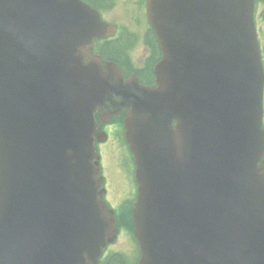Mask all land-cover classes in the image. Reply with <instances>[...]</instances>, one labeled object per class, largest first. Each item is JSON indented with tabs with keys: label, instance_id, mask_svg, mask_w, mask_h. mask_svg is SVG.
Returning a JSON list of instances; mask_svg holds the SVG:
<instances>
[{
	"label": "water",
	"instance_id": "water-1",
	"mask_svg": "<svg viewBox=\"0 0 264 264\" xmlns=\"http://www.w3.org/2000/svg\"><path fill=\"white\" fill-rule=\"evenodd\" d=\"M166 1L149 0L161 40L169 44L173 32L186 44L189 32L204 31L197 41H212L213 64L167 62L172 83L151 90L83 66L75 49L45 32L48 13L28 22L29 9L40 15L44 0H0V201L9 192L22 198L20 211L9 202L0 208V264H86L84 255L110 234L90 137L105 93L135 107L127 137L138 163L137 235L149 245L141 264H264L263 77L254 63L251 84L233 60L248 44L254 0ZM60 57H71L70 65L59 67ZM158 69L165 80V66ZM62 122L77 139L65 147L73 162L63 163L73 187L57 194L37 176L40 161L54 166L50 141ZM48 191L58 210L30 206ZM45 235L56 242L47 251L37 237Z\"/></svg>",
	"mask_w": 264,
	"mask_h": 264
},
{
	"label": "rangeland",
	"instance_id": "rangeland-1",
	"mask_svg": "<svg viewBox=\"0 0 264 264\" xmlns=\"http://www.w3.org/2000/svg\"><path fill=\"white\" fill-rule=\"evenodd\" d=\"M122 158H123V166L127 169L129 167V158H128V156L124 152H123V155H122V153L119 152L117 148H113L112 143H108L105 146V159H106L108 165L105 164L104 161H102V166L104 167V172H106L107 167L110 166L109 164H111L112 167L116 171L115 174H114L112 168H110V169H108L107 174H106V177L108 178V180L111 179V181L113 183H115L111 187L112 192L109 193V196H110L111 199H109V197H107V200L110 203V205L112 207H115L116 209L122 204V202H120L119 199H121V197H123V194H122L123 190L126 189V187L123 189V186L121 185V182L123 181V178L118 176V174H119L118 171L122 170L121 167H120V163L122 162L121 161ZM116 176H117V179H116ZM127 180H128V178L126 179V182H127ZM131 198L132 197L129 196L128 200L131 199ZM123 204H124V202H123ZM116 246L124 248V249L131 250L130 254H131L132 258L136 257V252L132 251V248L134 246V241H133V239H132V237H131V235L129 233L125 234L121 238L120 242L116 244ZM109 250H112L111 246L109 247Z\"/></svg>",
	"mask_w": 264,
	"mask_h": 264
},
{
	"label": "flooded vegetation",
	"instance_id": "flooded-vegetation-1",
	"mask_svg": "<svg viewBox=\"0 0 264 264\" xmlns=\"http://www.w3.org/2000/svg\"><path fill=\"white\" fill-rule=\"evenodd\" d=\"M136 38V37H135ZM124 42H126V38H119V39H114V40H110L109 42H105L103 44V47L100 48L99 53L101 55H103L107 60H112V61H117V62H121L124 64H130V59L128 58L125 50H124ZM141 41L137 40L135 41V43H131L130 46H135V50H139L142 49L143 52L147 51V47L146 46H142L140 47ZM118 46V51H120V54H115L112 55V50L114 49V47ZM150 48V47H149ZM151 57H149V59L147 60L146 66L144 68H142L141 70L145 71L148 68V64L151 62Z\"/></svg>",
	"mask_w": 264,
	"mask_h": 264
},
{
	"label": "trees",
	"instance_id": "trees-1",
	"mask_svg": "<svg viewBox=\"0 0 264 264\" xmlns=\"http://www.w3.org/2000/svg\"><path fill=\"white\" fill-rule=\"evenodd\" d=\"M118 46L114 47V49L112 50V55H115V54H120L121 52L118 51ZM110 264H127L126 263V260L123 256L121 255H116V257L114 258V260L110 263Z\"/></svg>",
	"mask_w": 264,
	"mask_h": 264
}]
</instances>
